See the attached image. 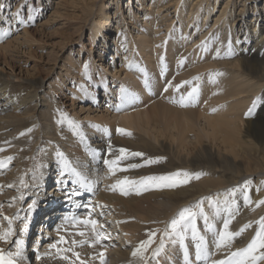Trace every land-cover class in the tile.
Instances as JSON below:
<instances>
[{
	"label": "bare ground",
	"instance_id": "obj_1",
	"mask_svg": "<svg viewBox=\"0 0 264 264\" xmlns=\"http://www.w3.org/2000/svg\"><path fill=\"white\" fill-rule=\"evenodd\" d=\"M79 1L84 7L88 0ZM239 1L241 4L235 12L233 7L239 3L237 0H223L220 8L219 0H150L147 7L144 6L142 26L136 28L134 35L127 30L118 32L119 25L115 27L116 33L112 37L114 51L110 52L112 55L107 54L111 55L109 62H113L115 57L122 60L118 69L108 62L102 63L107 58L104 53L109 49V36L102 22L93 23L92 43L87 57L94 50L93 41L101 36L96 60H101L98 64L103 67L102 70L97 68L93 55L87 73L78 59L73 65L70 63L66 69H62L66 73L69 68L66 78L71 77L76 81L72 87L68 86V96L72 100L77 99L78 103L86 100L93 102V105H97L99 92L89 87L88 81L91 73L97 71L98 77H93L92 82L94 87L97 85L102 89V96L109 103L103 110L81 104L77 111L72 107L71 114L55 116L58 103L53 94L46 91V96L40 94L43 79L22 77L23 68L19 65H11L10 71L0 68V148L4 149L0 151V159L14 157L7 167L0 168V175L4 174L0 177V193L7 185L15 189L16 196L24 193L20 181L25 178L20 176V172L11 171L6 175L5 172L11 163L17 168L21 166L24 158L21 151L26 146L20 142L26 136L28 138V129L34 131L29 136L33 140L38 137V144L44 143L46 151L40 171H36L34 180L26 188L40 203L36 212L41 211L43 216L36 225L47 234L44 240L42 233L35 235L37 239L32 242L31 250H35L36 254L32 264H70V260L76 259L74 253H79L80 260L87 264H101L99 253L105 250L100 244L101 239L95 242L96 234L101 233L99 225L93 232L91 225L75 222V219H94L93 215L100 213L91 202L101 203L103 210L112 207L120 230L130 244H139L144 230L151 226L160 230L161 222L168 224V220L181 208L218 193L216 203L206 204L208 199L203 200L208 223H205L203 216H198L196 221L197 230L205 237L212 253L211 259H224L234 248L245 247L251 240L257 229L255 220L264 215V205H255V201L264 199V0L252 3ZM168 11L174 15L170 16ZM103 17L108 18V12L105 11ZM209 17L212 19L210 25L207 22ZM161 26L164 28L161 29ZM21 32L22 35L0 43V59L11 46L19 47L25 43V39H29L30 29L23 27ZM21 37L23 40L19 41ZM229 40L231 49L228 47ZM121 43L122 48L119 47ZM123 48L128 52L125 53ZM217 49L220 51L218 58ZM161 57H164L163 63ZM181 59L184 60L182 65L179 63ZM18 61L25 65L24 58L19 57ZM104 70H109L116 77H107ZM195 77H199V80H195ZM145 78L150 90L144 85ZM183 81L190 83L183 84L177 90L175 86ZM63 83V80L58 81L53 89L55 94H64ZM169 83L172 86L165 91ZM197 86L199 97L195 106L181 107L171 102L173 98L178 100L180 96H186L192 87ZM121 87L137 93L139 99L117 111ZM257 97L261 99L255 107L252 106L250 116L244 118L249 103ZM41 104L46 106V111L37 107ZM214 108L216 111L213 112ZM69 120L73 124H69ZM117 128L126 129L131 135L120 134ZM22 132L25 134L20 135ZM190 133L197 138L194 144L187 140ZM161 135H166L167 140ZM199 137H204L205 141H199ZM109 142L111 152L108 151ZM120 148L127 149L125 158L119 161V167L124 170L109 175L104 160L117 159ZM165 151H168L167 157ZM136 152L143 155H131ZM57 153H63L73 167L93 182L92 190L72 183L73 178L63 172L64 160ZM100 157L102 160H99ZM146 159L157 162L147 163ZM129 165L140 166L133 168ZM53 166L57 171L54 176L49 170ZM177 171L202 173L200 177L204 178H193L188 184L175 188L150 187L140 194L136 191L138 185H129L127 196L119 189L110 190V185L125 177L130 181H140L144 177ZM218 173L222 178L214 177ZM245 180L252 181L249 186V196L253 201L251 205L243 203L245 193L237 190L233 194L228 191ZM8 195L6 192L0 198L6 199ZM16 206L11 211L14 212ZM229 211L234 216L230 231L237 232L248 223L252 226L235 238L231 248L216 251L212 243L214 233L228 218ZM65 217L75 219L66 221ZM31 221H28V230ZM209 224L211 229L208 228ZM81 231L85 233L84 236L78 235ZM163 231H159L158 239L149 249L151 259L148 264H185L179 237L175 235L165 237L159 255L152 256L153 250L160 246ZM27 233L20 235L24 241L25 257L21 264H29L28 247L25 249L24 246ZM60 236L68 241L61 243L72 248V255H63L53 241L54 238L59 241ZM72 240L77 243L72 244ZM185 243L189 247L190 259L194 260L196 241L192 239L190 228L185 235ZM41 244L44 245L42 250ZM53 244L57 247H50ZM57 248L61 251L58 252ZM113 250H108L112 253L108 259L105 258L104 264H137L139 260L138 257L120 254L117 248ZM37 256L41 259L38 260ZM62 256H68L70 260L62 259Z\"/></svg>",
	"mask_w": 264,
	"mask_h": 264
},
{
	"label": "rangeland",
	"instance_id": "obj_2",
	"mask_svg": "<svg viewBox=\"0 0 264 264\" xmlns=\"http://www.w3.org/2000/svg\"><path fill=\"white\" fill-rule=\"evenodd\" d=\"M1 1H3L2 3L4 7L0 9V28L9 30L11 34L3 39H0V43H5L7 40L12 39L18 34L22 35L21 31L23 27L30 29V33L27 36L29 37V39L28 40L25 39L24 44L19 45V47L13 45L8 49L4 57L0 59V68L10 71L11 65H19V67L23 68V70L21 71L22 77H33L36 78V80L39 78L43 79L40 94L46 96V94H44L45 91L48 92L49 94H53V96L55 97L58 103V107L54 106L56 109L51 107V109L53 110L55 109V111L57 112V115L51 112L52 115L58 116L59 114L63 115V113L71 114L72 107L75 108V110L77 111L80 108L81 104L85 106L90 105L92 106L93 109H97V110L105 109V107H107L109 104L108 100L104 99V96H102L103 94L102 89H100V87H97V85H95L94 87V83H93L94 81L92 82L93 77H98L97 71H94L92 73L90 72L91 76H89V81H88V84L90 85L89 87L99 92V97L97 98L99 101L98 100L96 101L97 105H93V102L90 101L88 102L86 100H82L80 101V103H78L77 99L72 100V98L68 96L70 94V91L68 90V86L72 87L73 85L76 84V81L71 77L67 79L65 75H67L68 77L69 68H68V72L66 73L64 69H66L70 63L73 65L76 59H78L79 62L83 63L82 66L85 65V63H87L89 66L90 57L93 55L92 59H95L94 61L95 64L97 63V68L99 67V69L102 70L103 67H101V65L98 64L101 60L99 61L96 60L97 51L98 48L100 47L99 43L102 41L101 36H98V38L95 41H93L92 46H94V50L92 51V55H89V57H87L88 55L87 50L92 43L91 42V36L93 33L91 32L92 25L93 23L96 24V22L98 21L102 22V24L107 28L106 29L107 35L109 36L108 37L109 49H107V51L104 53V56H106L107 58H105L104 61L102 60V63L108 62L109 65L113 64L115 69H118L121 66L120 61L122 60H119L118 57H115V60L113 62H109L108 60L112 55L110 52L114 51V43H112V37L116 33L115 27L116 25H119V30H117L118 32L127 30L129 31L130 34L134 35L136 28L142 26V22H143L142 20H144L143 13L145 12L144 6L147 7V4L150 3V0H88L85 2L86 5L84 7H82V3H81L82 1L79 0H0V2ZM72 1L73 3H71ZM219 1H220V5L218 6V8L221 7L222 5L221 3L223 2V0H219ZM237 1L239 3H236L233 7L235 12L238 11L240 6L239 4H241L239 0ZM253 1L255 0H245V3H252ZM151 5H153V3ZM105 11L108 12L109 14L108 18L103 17ZM29 13H31V15L34 17L33 20H27ZM172 15H174V13L170 12V16ZM19 18H23L26 21V23H24L23 26L19 22ZM207 22L210 25V23L212 22L211 17H209ZM163 28L164 27L161 26V29ZM18 40L19 41L23 40V37L19 38ZM119 47L122 48L123 44L121 43ZM124 49H125V53H127L128 51L126 50V48H123V50ZM107 53H110L111 55ZM19 57L21 59L24 58L25 65L22 64V61H18ZM91 70L93 71L94 69H92L91 67ZM108 71L109 70H104L105 75L107 77H116L115 74L112 75L110 71L109 72ZM59 80H63L64 82L63 83L64 94H62V92L61 94H55V90L53 91L54 87L56 86V84H58ZM72 101H73V106L71 105ZM252 106H253V102L249 103V107L247 108L245 113L248 112L249 109L252 108ZM37 107L41 108V111H46V106H43L42 104L38 105ZM249 116L250 115H248L247 117ZM244 118H246V116H244ZM32 132L34 131L29 132V134ZM164 133L166 134L167 131ZM29 134H28V138L26 136L25 137L26 139L23 138V142H20V144L22 145L24 144L26 146L23 152L21 151V154L24 156L21 162V166L17 168V165L11 163L5 172V175L11 171L20 172L19 173L21 174L20 176L25 178L24 180L26 185H29V183L32 180H34L33 177L34 175H36V171L37 173L38 171H40L39 169H41L44 163L43 160L46 152L44 143H42V145L38 144L37 142L38 137L33 140L31 138V135L29 136ZM35 135H38V133ZM165 136L166 135H161L160 137H162L164 140H167ZM199 138H200L199 141L201 142L205 141L204 137H199ZM195 139L197 138H195L194 135L190 133L187 140L192 141V144H194L196 142ZM167 156H168V151H165V157ZM99 160H102L101 157L99 158ZM146 161H150V159H146ZM49 170L51 172V175L53 176L57 172L54 169V166L51 167ZM3 175H0V177H3ZM216 175L217 176H214L215 178H222V176H220L219 173ZM203 178L204 177H200L199 179L201 180ZM53 179L54 178H52V180ZM241 182H239L240 185H242L244 181L242 183ZM67 185L69 186L70 184ZM262 185L264 188V181L262 182ZM27 187L22 186L21 189H23L24 193L17 196L15 195L16 193L15 189L9 187V185H7V188H4V191L0 193V196L4 195L6 192L9 193L8 197L7 198L5 197L6 199L0 198V231L6 230L9 227L8 220L5 219V217L12 218L13 222L11 226L14 230V235L12 238H10V241L8 243L0 241V248H5L7 250L15 251L14 240L20 239L21 237L20 235L22 233L19 231V229H21L25 223L28 224V221L32 219L30 224L31 227H29V230L27 229L28 233L26 237V243L24 245L25 249H27L28 247L29 255L27 258H29L28 261L29 264L30 263L32 264V261L34 260V256L36 254L35 250L34 251L31 250V247H33L32 242L35 239H37L35 238L36 237L35 235H37V233L38 234L42 233L41 235L45 236L43 238L44 240L47 234L44 233V231H42L43 229H40V227H37L36 225L39 222L38 221L39 218L43 215L41 211L36 212L37 205L39 202H37L33 198V194L29 190L28 191L26 190ZM238 190L241 191L242 193H245L244 189H238ZM246 191L247 194L250 195L249 187L247 188ZM10 193H14V194L11 195ZM217 195L218 193H215V196L210 197L211 203H216V201L219 198ZM242 198H244V196H242ZM82 200L83 199L81 198L80 201ZM34 201H35V207L30 208L29 206L32 205ZM86 201H88V199ZM242 201L245 204L244 200ZM208 203H210L209 199L207 200L206 204ZM91 204H93L94 208H97L100 211V213L97 212L93 216L94 219L98 222L97 226L99 225L98 226L100 227L99 230L101 231V233H103V237L101 238L102 241L100 240L101 242L100 244L102 246V249L105 250L102 251L105 253V258L108 259L109 255L112 253V251H108L110 248L111 250L114 249L113 251H115L117 248V250H119L117 252H119L120 254H125L130 258L133 257L132 251L136 246H138V244L137 243L130 244L129 240L127 239V236L122 233L119 227L118 218L112 207H110L109 209L105 207L107 209L103 210V206L101 203L91 202ZM204 205L205 202L203 201V206ZM15 206H16L15 208L16 210L14 212L11 211ZM190 206L192 205L185 207H190ZM176 214L174 215L176 216ZM174 215L168 220L169 222L172 218L175 217ZM198 216L196 218V221L198 220ZM256 221L257 220H255V222ZM161 223L162 225L160 227V230L163 231V229H165L166 222L164 223V221H162ZM37 228L39 229L37 230ZM222 228L223 225H220L217 231L222 230ZM156 229H158V227L151 226L150 228L144 230L143 235L140 239L142 240L143 238H145L143 240H146L148 238L147 233ZM158 233L155 242L158 239ZM106 236L108 237V239ZM41 240L42 239H40V241L38 240L39 244ZM53 241L63 251V255L65 253H68V255H72L71 251L70 252L64 251L69 246L62 244L61 242L58 243V240L57 239L55 240V238L53 239ZM42 249H44L43 244H41L40 250ZM236 249L234 248L233 251ZM146 257L148 258V263H149L151 259V254L149 253V251L146 254ZM111 258L113 262L114 259L113 257ZM140 262L141 261L139 259L137 261V264ZM113 263H115V261Z\"/></svg>",
	"mask_w": 264,
	"mask_h": 264
},
{
	"label": "snow or ice",
	"instance_id": "obj_3",
	"mask_svg": "<svg viewBox=\"0 0 264 264\" xmlns=\"http://www.w3.org/2000/svg\"><path fill=\"white\" fill-rule=\"evenodd\" d=\"M4 7L3 3H0V9ZM34 17L29 13L27 20H33ZM19 22L21 24L26 23V21L23 18H19ZM11 33L9 30L0 28V39H3L7 36H9ZM203 46V42H202ZM229 49H231V40H229L228 43ZM232 53L229 51V55ZM220 56V51L217 49L216 52V58ZM164 57H161V62L163 63ZM179 63L182 65L184 63V60L181 59ZM85 72L87 73L88 64L85 63L84 65ZM163 74V72H162ZM217 75H221V73H218ZM195 80H199V77H195ZM190 83L189 81H183L181 84H177L175 87L178 90L183 84ZM144 85L146 88H149L150 85L145 78ZM172 85L169 83L168 86L165 87V91L168 90V87H171ZM199 97V88L192 87L191 90L187 93L186 96H180L178 100L173 98L171 100L172 103H178L181 107H189V106H195V104L198 101ZM120 104L117 105V111L121 109L124 105H130L135 103L139 99V95L134 92H129L128 89L121 87L120 89ZM260 97H257L253 100V107L256 106V103L258 100H260ZM59 111V110H58ZM212 111H216V109H212ZM252 112V108L249 109L248 112L245 113V116L250 115ZM69 124H73V121L69 120ZM75 127V125H74ZM28 132L31 131V129L27 130ZM117 132L120 134H127L131 135V132H128L126 129L123 128H117ZM25 133L22 132L20 135H24ZM0 151H4V149L0 148ZM108 151H112L111 143L109 142V148ZM120 156L117 159L114 160H104V164L108 167V173L109 175H115L117 171H123L124 169H121L119 167V161L123 158H125V154L127 153V149L120 148L119 149ZM58 156L63 158L64 160V168L63 172L67 173L72 177V183L79 184L81 188H88V190H92V181H90L81 171L77 170L75 167L71 165V163L64 158L63 153H57ZM133 156H142L143 153L136 152L131 153ZM14 159L12 156H8L5 159H0V168H5L8 166V163ZM162 159V158H161ZM155 160L147 161V163H156ZM140 165H129V167H139ZM202 173H189L187 171H177L174 173H170L168 175H162V176H148L142 178L140 181H130L127 177H125L122 180H117L115 184L110 185V190H117L119 189L120 192L127 196L129 194L128 187L131 186H137L136 191L137 194H140L142 191H147L150 187L153 188H175L180 185H185L190 182L191 179H199ZM21 185L24 187H27L24 183V180L21 179L20 181ZM64 183H67V181H64ZM252 183L251 180H245L242 185H238L235 188L229 189L228 191L231 193H235L238 189H244L245 195H244V202L245 204L251 205L253 201L250 199V196L247 194V188ZM11 187V185H9ZM22 198V197H21ZM15 199V198H14ZM209 199V202L211 203L210 198H202L200 201H197L194 205L190 207H184L178 211L176 216L170 220L168 224H166L165 229L163 233L160 236V246L153 250L152 256H158L160 250L163 248L164 244V238L168 236H177L179 237V243L183 249V259L185 261V264H195V262L198 261H204L205 264H264V216H261L258 221L255 223L258 225L257 230L255 231V235L251 238V240L247 243L245 247L237 248L234 251H230V253L224 258V259H211L212 253L209 251V248L207 246V241L205 240V237L203 235H200L197 227H196V218L197 216H203L205 223H208V216L204 213V207H203V200ZM255 205L257 207L264 205V199H260L258 201H255ZM30 208L35 207V201L32 205L29 206ZM5 219L8 220L9 227L6 230L0 231V241H3L5 243H8L10 241V238L14 235V230L12 228V218L5 217ZM73 217H65V220H74ZM234 219V216L231 214V211H229V216L227 219H224L223 221V229L220 231H217L214 233V239L212 243L214 244L216 251H221L223 249H229L231 248V245L236 237L240 236L247 228L251 227V223L245 224L242 226V228L237 232H232L229 230V226ZM76 223H82L84 225H91L92 231L96 232L97 224L98 222L95 219H89L85 218L83 220L75 219ZM28 228L27 223L24 224V226L19 229L20 232H26ZM191 229L192 239L196 241L195 243V251H194V260L190 259V252L189 247L185 243V235L188 231V229ZM208 228L211 229L212 226L209 224ZM159 229L152 230L147 233V239L141 240L132 251L133 257H138L142 264H148V258L146 257V254L148 253L151 245L155 242V239L157 237V233L159 232ZM78 235L84 236V232H79ZM103 236V233H97L96 234V241L98 242ZM59 242H67L65 240L64 236L59 237ZM175 242V241H174ZM72 244L77 243L75 240L71 241ZM15 251L7 250L5 248H0V264H21V262L25 259L24 257V251H23V244L24 241L22 239H15ZM52 248H56V244L50 245ZM57 251H61L57 248ZM64 251H72V248H67ZM48 253H45L47 255ZM74 256L76 257L75 260H70L68 256H62V259L70 260V264H76V261H79V264H87L86 261L80 260L79 253H74ZM99 260L101 264H104L105 261V254L104 252L99 253ZM37 259H41L40 256H37Z\"/></svg>",
	"mask_w": 264,
	"mask_h": 264
}]
</instances>
